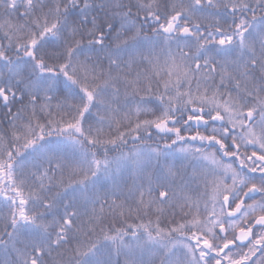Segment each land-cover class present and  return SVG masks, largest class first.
<instances>
[{
    "label": "snow or ice",
    "instance_id": "1",
    "mask_svg": "<svg viewBox=\"0 0 264 264\" xmlns=\"http://www.w3.org/2000/svg\"><path fill=\"white\" fill-rule=\"evenodd\" d=\"M0 41V264L264 254V0H0Z\"/></svg>",
    "mask_w": 264,
    "mask_h": 264
},
{
    "label": "trees",
    "instance_id": "2",
    "mask_svg": "<svg viewBox=\"0 0 264 264\" xmlns=\"http://www.w3.org/2000/svg\"><path fill=\"white\" fill-rule=\"evenodd\" d=\"M125 3L128 2V0H124ZM212 11H215V9H210L209 12H212ZM2 42V41H0ZM143 65L141 66V69H143ZM6 111V109H3L2 107H0V115H2V113ZM13 111H15V109H13ZM47 146L50 148V149H53L55 151H62L63 150V141L59 138H56V137H51V138H48L47 140ZM155 146V145H153ZM189 147H194V146H189ZM178 157H183L184 154H181L180 152L177 154ZM102 159V157H100ZM129 173L128 171L126 170L125 171V176H127ZM64 180L67 181L69 179V175L68 173H65L64 175ZM57 179H59V177H57ZM47 182V181H46ZM210 192H211V188H209V200L211 199V196H210ZM188 195V194H186ZM121 201H117V203H120ZM209 207H210V204H209ZM135 208V206L133 205V209ZM71 210V209H70ZM179 209H177L178 211ZM97 211L99 212L100 209H99V205H97ZM119 211V210H118ZM123 211L125 212V217L124 218H121V219H125L127 221L128 224H134V223H139L140 221H138L137 219H135V211L132 212L131 214V218H128V210L127 208L123 209ZM185 211H187V209H185ZM189 219H191V217H188ZM101 219L103 220V223L101 225V227H103L105 230L109 229L110 227L112 226H115L117 228L119 227H123L124 224H122L120 222V220L116 219L115 217H113L109 212H108V209L107 207H105L104 209V215L101 217ZM148 219H152L153 221H155L156 217L154 215H149L147 217H144V222H147ZM169 219H171V217H169ZM176 220L179 222L180 221V216H176ZM164 226V225H162ZM177 255H180V253L178 252ZM6 258H10V257H6L5 256V253L3 252V250H0V260H3V259H6ZM112 259L114 261H117L118 264H123V257H116V256H113Z\"/></svg>",
    "mask_w": 264,
    "mask_h": 264
},
{
    "label": "flooded vegetation",
    "instance_id": "3",
    "mask_svg": "<svg viewBox=\"0 0 264 264\" xmlns=\"http://www.w3.org/2000/svg\"><path fill=\"white\" fill-rule=\"evenodd\" d=\"M198 146H199V144H197ZM214 150H208L207 152H206V154H210L211 152H213ZM211 157V156H210ZM215 158L216 159H220V156H219V154H216V156H215ZM211 159H212V157L209 159V162L211 161ZM223 164H228V163H231V161L230 160H228L227 158H224L223 159ZM234 167H235V165H234ZM218 175H219V173H218ZM227 183H231V180H228L227 181ZM212 195V190H211V192H210V196ZM257 199H259L258 197H257ZM253 201L252 200H247L246 201V204H251ZM234 206V205H233ZM209 208H211V204H210V207ZM238 230V229H237ZM229 238H231V237H229ZM247 250V248H245V249H243V251H246ZM234 251H242L241 249H234ZM251 264H264V254H260V253H257V255L255 256V257H253V260H252V262H251Z\"/></svg>",
    "mask_w": 264,
    "mask_h": 264
},
{
    "label": "rangeland",
    "instance_id": "4",
    "mask_svg": "<svg viewBox=\"0 0 264 264\" xmlns=\"http://www.w3.org/2000/svg\"><path fill=\"white\" fill-rule=\"evenodd\" d=\"M185 147H187V146H185ZM179 153V151H177V154ZM181 154H184V153H181Z\"/></svg>",
    "mask_w": 264,
    "mask_h": 264
}]
</instances>
